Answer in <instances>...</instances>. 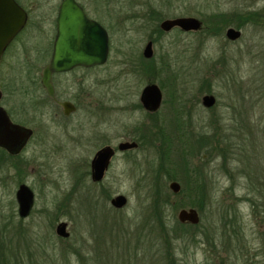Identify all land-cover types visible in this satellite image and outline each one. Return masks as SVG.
<instances>
[{
	"label": "rangeland",
	"instance_id": "rangeland-1",
	"mask_svg": "<svg viewBox=\"0 0 264 264\" xmlns=\"http://www.w3.org/2000/svg\"><path fill=\"white\" fill-rule=\"evenodd\" d=\"M105 6V22L118 21L105 65L55 79L58 99L77 107L69 118L40 84L50 33L24 32L0 62V106L33 132L18 156L0 152V264H264V208L254 216L251 200L259 195L249 190L264 179V0H106ZM246 11L259 16L239 13ZM177 17H195L203 29L155 33L147 20ZM233 25L241 37L230 42L222 30ZM150 38L156 42L146 60ZM148 84L162 91L154 114L139 101ZM210 94L216 103L205 108L201 98ZM168 139L206 142L185 161L203 174L205 195L185 186L180 158L176 166L160 155ZM122 142L138 146L117 152L104 179L93 183L94 153ZM171 182L181 194L169 189ZM22 183L34 193L25 220L15 199ZM118 195L127 199L121 209L110 204ZM182 209L196 210L199 223H180ZM156 217L166 221L163 231ZM60 222L68 238L56 235ZM176 223L185 226L178 237L171 231Z\"/></svg>",
	"mask_w": 264,
	"mask_h": 264
},
{
	"label": "water",
	"instance_id": "water-1",
	"mask_svg": "<svg viewBox=\"0 0 264 264\" xmlns=\"http://www.w3.org/2000/svg\"><path fill=\"white\" fill-rule=\"evenodd\" d=\"M25 12L16 4L14 0H0V62L5 54L6 49L20 33L25 25ZM200 22L196 18H178L166 20L161 24L164 31H169L173 27H178L183 31H198ZM227 37L236 40L240 32L234 29L227 31ZM108 35L94 21L88 20L81 9L69 0H66L61 6L58 30L55 40L52 58L49 64L44 68L41 76V84L49 95H52L53 88L51 85V76L53 73L68 72L75 67H94L101 66L107 62L108 58ZM145 58H151L152 50L149 42L144 51ZM2 97L0 91V99ZM139 101L142 107L151 113L156 112L162 102V92L156 84L146 85L140 94ZM215 98L212 95L202 97L201 103L205 108H211L215 105ZM65 113L73 110L69 103L64 104ZM32 131L21 125L11 122L6 110L0 106V148L9 154L18 153L29 140ZM135 142H122L117 146L119 152H124L137 148ZM114 150L105 146L101 148L94 156L91 162V179L93 182H100L104 178ZM169 189L177 194L181 187L177 182H171ZM15 199L18 208L19 218H26L33 203V193L25 185H20L15 193ZM112 207L121 209L127 204V199L118 195L110 201ZM180 223H189L197 225L199 216L194 209H182L177 215ZM67 224L61 222L56 227V235L61 238H68L66 232Z\"/></svg>",
	"mask_w": 264,
	"mask_h": 264
},
{
	"label": "flooded vegetation",
	"instance_id": "flooded-vegetation-1",
	"mask_svg": "<svg viewBox=\"0 0 264 264\" xmlns=\"http://www.w3.org/2000/svg\"><path fill=\"white\" fill-rule=\"evenodd\" d=\"M16 2V4L25 12V15H26V21H25V25L24 27L22 28V30L20 31V33L14 38V40L11 42V44L8 46V48L6 49V51L10 48V46L14 43V41L21 35L23 34L24 32L26 31H35V32H48L50 33V40L47 42V48H50V58L47 62V64H45V66L43 67L42 69V72L44 70V68L49 64L51 58H52V54H53V50H54V45H55V40H56V36H57V30H58V19H59V13H60V9H61V6L63 5V3L66 1V0H14ZM71 1L72 3L76 4L80 9L81 11L83 12L84 16L88 19V20H91V21H94L95 23H97L101 28H103L106 32H107V35H108V46H109V51H110V39H109V31L110 29L112 28H116L117 25H118V21H116V19H113V22L110 21V24L108 25L107 22H105V15L107 13L106 11V6H105V1L106 0H69ZM97 2V7L95 9L94 7V2ZM37 11H41V14L42 15H39L38 13V18L37 20H33L32 19V15L37 12ZM110 13V12H109ZM112 13V12H111ZM241 14H253L254 12H239ZM234 14V13H233ZM254 14H257L259 16V13H254ZM149 17L153 15L152 12H150L149 14ZM115 15H111L110 17H113V18H116L114 17ZM178 18H195V17H177V18H173V19H178ZM173 19H162L161 21H158L159 23L157 24V20L155 19H150L149 18L147 19L149 22V24L151 23L152 26L151 28L153 29V32L155 33H162V34H165V33H169L175 29L183 32V33H189V32H199L203 29V23L201 20H199L201 26H200V29L198 31H183L181 30L180 28L178 27H173L172 29H170L169 31H164L162 28H161V24L166 21V20H173ZM218 22V19L215 20V24ZM240 23V22H239ZM238 25V24H237ZM48 26V28L46 27ZM234 26V25H233ZM233 26H228V27H225L223 31H225V38L230 41V42H234V41H237L240 37H241V30L239 28V26L237 27H233ZM229 29H234L235 31H238L240 32V36L236 39V40H231L227 37V31ZM214 30V29H213ZM215 31L217 32V26L215 28ZM215 32V33H216ZM220 33V32H219ZM151 43V50H152V56L151 58H145L143 56V51L146 47V45L148 43ZM156 42L153 38H150V40L146 43L143 51H142V57L146 60H152V57H153V43ZM5 51V53H6ZM109 51H108V56H109ZM5 55V54H4ZM4 58V56H3ZM2 58V60H3ZM108 59V58H107ZM1 60V61H2ZM105 65V64H104ZM103 66V65H101ZM101 66H94V67H89V68H85V67H75L73 68L72 70L68 71V72H62V73H53L52 76H51V85H52V88H53V93L52 95H49L48 92L46 91V89L42 86L41 84V77H40V84L41 86L43 87L44 91H45V94L47 96V99L50 101V103L59 108L63 114V116L65 118H69L71 115H73L76 111H77V107L75 104H73L72 102L70 101H67V100H59L58 97H57V91H56V86H55V79L56 77H59L60 75H65V74H69V73H74L75 71L77 70H88V69H92V68H99ZM42 72H41V76H42ZM161 90V89H160ZM162 92V91H161ZM211 95V94H210ZM213 96V95H212ZM163 98V97H162ZM215 98V97H214ZM202 100V98H201ZM65 103H69L71 104V106L73 107V110L69 111L68 114L65 113V108H64V104ZM216 103V102H215ZM141 104V103H140ZM161 105H162V102H161ZM142 106V105H141ZM161 107V106H160ZM143 108V107H142ZM144 109V108H143ZM160 109V108H159ZM158 109V110H159ZM145 110V109H144ZM157 110V111H158ZM146 111V110H145ZM156 111V112H157ZM7 112V111H6ZM148 112V111H147ZM150 114H154V113H151L149 112ZM10 120L12 123L14 124H17L13 121L11 115L7 112ZM20 125V124H18ZM23 126V125H21ZM25 127V126H23ZM25 128H28V127H25ZM30 129V128H28ZM31 130V129H30ZM32 131V130H31ZM33 137V132H32V135L30 136L29 140L26 142V144L22 147V149L16 153V154H9L7 151H6V154L8 155V157L10 158H13V157H16L18 156L19 154H21L23 152V150L26 148L28 142L30 141V139ZM118 146V145H117ZM105 147V146H103ZM102 147V148H103ZM111 147V146H109ZM112 148V147H111ZM101 149V148H100ZM98 149L91 161H90V165H89V175H90V179H91V162L95 156V154L100 150ZM114 150V155L112 156L111 160L115 157L116 153L119 152L117 150V147L116 149L112 148ZM110 164H111V161H110ZM110 164H109V167H110ZM108 167V169H109ZM107 169V171H108ZM106 171V172H107ZM105 172V174H106ZM104 174V176H105ZM104 179V178H103ZM92 181V179H91ZM102 181V180H101ZM100 181V182H101ZM93 182V181H92ZM100 182H93V183H100ZM20 185H25L27 186L26 184L22 183ZM19 185V186H20ZM18 186V187H19ZM28 187V186H27ZM29 188V187H28ZM30 189V188H29ZM18 190V188H17ZM16 190V191H17ZM31 190V189H30ZM33 193V192H32ZM33 206H34V193H33V203H32V207H31V210L29 212V215L26 217V218H20L21 220H25L27 219L30 215H31V212L33 210ZM19 217V216H18ZM61 223V222H60ZM66 223V222H65ZM59 224V223H58ZM67 224V223H66ZM58 226V225H57ZM66 232H67V227H66ZM58 236V235H57ZM59 237V236H58Z\"/></svg>",
	"mask_w": 264,
	"mask_h": 264
},
{
	"label": "trees",
	"instance_id": "trees-1",
	"mask_svg": "<svg viewBox=\"0 0 264 264\" xmlns=\"http://www.w3.org/2000/svg\"><path fill=\"white\" fill-rule=\"evenodd\" d=\"M253 15H250L249 19L252 17ZM146 136H142V138H144ZM169 141L165 142L167 144V149L166 151H164V153L160 154L163 158L164 161L167 163H174L176 166L179 165L177 164V159L180 158V161L183 162L182 165V174L184 178H182L185 182V186H187L189 188V191H195L196 193L199 194H203L205 195L206 191H205V187H207V185H205V181L203 180V174L202 173H198V170L195 169H189V167L186 165V159L188 160V157H194V156H199L201 154V149H200V144H205L206 142L203 143V141H171L170 139H168ZM187 140V139H186ZM204 140V139H203ZM205 141H209V140H205ZM142 142V141H141ZM165 144V146H166ZM175 145V150H173L172 152H170V148L174 147ZM197 146H199V148H197ZM196 147V149H195ZM214 144L211 142V138H210V142H209V153L210 156L212 155V152L214 151ZM205 149V148H204ZM197 151V152H196ZM0 152L1 155H5L6 151L0 148ZM162 158V160H163ZM177 171H175L174 175H170V178L172 176H176ZM178 174V173H177ZM192 178V185H188L190 179ZM176 179V178H175ZM174 179V180H175ZM260 186L256 187V184H253V186L249 187V190L254 194V195H259V197L257 199L254 198V200H251V209H252V213L254 214V216H256L255 211L258 212V209L264 208V179L260 180ZM182 191H180L177 195L181 194ZM203 197V196H202ZM166 204V203H165ZM201 204H203V200L201 202ZM200 203H198V207L201 206ZM157 220V224L161 225L162 231H163V225L166 224V221L164 220V222H162L161 217H156ZM199 226H195V228H198ZM179 228H185L184 225L180 224V223H176L175 227L173 228L172 234L175 235V237L180 236L182 233H178ZM161 231V232H162ZM165 232V231H164ZM166 233V232H165ZM261 243L262 246L264 247V232L263 234H261Z\"/></svg>",
	"mask_w": 264,
	"mask_h": 264
}]
</instances>
